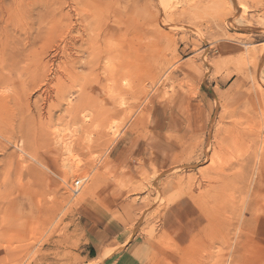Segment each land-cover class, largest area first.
<instances>
[{"label":"rangeland","instance_id":"rangeland-1","mask_svg":"<svg viewBox=\"0 0 264 264\" xmlns=\"http://www.w3.org/2000/svg\"><path fill=\"white\" fill-rule=\"evenodd\" d=\"M0 67V264H264V0H0Z\"/></svg>","mask_w":264,"mask_h":264},{"label":"bare ground","instance_id":"bare-ground-1","mask_svg":"<svg viewBox=\"0 0 264 264\" xmlns=\"http://www.w3.org/2000/svg\"><path fill=\"white\" fill-rule=\"evenodd\" d=\"M7 48H8V47H7ZM4 52H5V51H4ZM5 53H6V52H5ZM2 56H3V52H1V57H2ZM4 58H5V57H4ZM8 59H9V58H8ZM2 61L4 62V59H2ZM2 61H1V62H2ZM6 61H7V59L5 60V63H7ZM3 62H2V64H3ZM13 62H14V61H13ZM5 63H4V64H5ZM11 63H12V62H11ZM11 63H10V64H11ZM7 64H8V63H7ZM12 64H13V63H12ZM9 67H10V66H9ZM0 68H1V67H0ZM5 70H7V69H5ZM15 71H16V70H15ZM102 81H103V80H102ZM89 83H90V82H89ZM100 83H101V82H100ZM44 84H45V83H44ZM85 84H86V83H85ZM260 85H261V84H260ZM119 91H122V90H119ZM122 92H123V91H122ZM124 92H125V91H124ZM124 92H123V93H124ZM100 96H101V94H100ZM85 97H86V96H85ZM262 99H263V98H262ZM262 99H261V100H262ZM262 103H263V102H262ZM263 107H264V106H263ZM79 108H80V107H79ZM109 110H110V109H109ZM113 110H115V109H113ZM115 112H116V113H115ZM115 112H114V114H116V115H117V113L120 114V111H118V110H115ZM246 113H247V112H246ZM103 114H105V113H103ZM110 114H111V113H110ZM110 114H109V115H110ZM248 115H249V114H248ZM248 115H247V116H248ZM106 116H107V115H106ZM112 116H113V114H112L111 116H108V117H110V119H111ZM249 116H250V115H249ZM103 118H105V117L103 116ZM248 118H249V117H248ZM248 118H247V119H248ZM107 119H108V118H107ZM107 119H105V120L107 121ZM58 120H59V119H58ZM61 121H62V120H61ZM102 121H103V120H102ZM106 123H107V122H106ZM106 123H105V124H106ZM99 124H100V123H99ZM101 124H102V126H103V122H102ZM105 124H104V126H105ZM100 126H101V125H100ZM106 126H107V124H106ZM254 131H255V130H254ZM259 131H260V130H259ZM261 131H262V130H261ZM250 132H253V130L250 131ZM261 133H262V132H261ZM255 134H256V133H255ZM240 136H241V135H240ZM245 136H246V135H245ZM242 138H243V137H241L240 140H242ZM244 139H245V138H244ZM258 139H259V138H258ZM261 139H262V137H261ZM263 140H264V139H262V141H263ZM70 141H71V140H70ZM262 141H260V142H262ZM250 142H251V141H250ZM217 143H218V142H217ZM245 143H246V141H245ZM251 143H252V142H251ZM87 144H88V143H87ZM220 144H221V143H220ZM225 144H226V143H225ZM240 144H241V143H240ZM262 144H263V143H262ZM73 145H74V144H73ZM222 145H223V144H221V146H222ZM246 145H249V144H246ZM225 146H226V145H225ZM257 146H258V145H257ZM218 147H219V146H218ZM222 147H223V146H222ZM249 147H250V145H249ZM251 147H252V146H251ZM251 147H250V149H251ZM88 148H89V147H88ZM220 148H221V147H220ZM225 148H226V147H225ZM258 148H259V146H258ZM218 149H219V148H218ZM223 149H224V148H222V151H223ZM248 149H249V148H248ZM256 149H257V147H256ZM258 150H259V149H258ZM79 151H80V150H79ZM250 151H251V150H250ZM90 152H91V151H90ZM261 152H262V151H261ZM85 153H87V152H85ZM203 153H204V152H203ZM216 153H217V152H216ZM263 154H264V152H263ZM260 155H261V153H260ZM256 156H257V155H256ZM256 156H255V157H256ZM258 157H259V156H258ZM258 157H257L256 159H258ZM247 158H248V157H247ZM260 158H261V157H260ZM249 159H250V157H249ZM254 159H255V158H254ZM72 161H73V160H72ZM244 161H246V163H247V160H244ZM257 161H258V160H257ZM248 162H250V161H248ZM260 162H261V161H260ZM68 163H69V162H68ZM256 163H257V162H256ZM246 165H247V164H246ZM248 166H249V165H248ZM247 168H248V167H247ZM177 169H178V168H177ZM74 171H75V170H74ZM241 171H242V170H241ZM243 171H244V170H243ZM243 171H242V172H243ZM71 172H72V171H71ZM206 173H207V172H206ZM227 175H228V174H227ZM227 175H226V176H227ZM204 176H205V175H204ZM207 176H208V175H207ZM224 176H225V175H224ZM226 176H225V178H227ZM244 176H245V175H244ZM213 178H214V177H213ZM202 179H204V178H202ZM205 179H206V178H205ZM229 179H230V178H229ZM81 182H82V180H81ZM202 182H203V181H202ZM208 183H209V182H208ZM27 185H28V184H27ZM205 185H206V184H205ZM218 185H219V184H218ZM78 186H79V185H78ZM82 187H83V186H82ZM78 189H79V188H78ZM84 196H85V195H84ZM145 211H146V210H145ZM160 228H161V227H160ZM179 230H180V229H179ZM8 236H9V235H8ZM11 236H12V238H15V237H13V235H11ZM17 238H18V237H17ZM154 238H155V237H154ZM11 241H12V240H11ZM5 242H6V241H5ZM7 242H8V241H7ZM7 244H8V243H7ZM199 246H200V245H199ZM10 251H11V250H10ZM17 251H18V250H17ZM15 252H16V251H15ZM10 254H12V253H10ZM17 255H18V254H17ZM171 255H172V254H171ZM1 258H2V257H1ZM14 258H16V254H13V255H12V259H14ZM18 258H19V257H18ZM16 259H17V258H16ZM6 260H7V259H6Z\"/></svg>","mask_w":264,"mask_h":264}]
</instances>
